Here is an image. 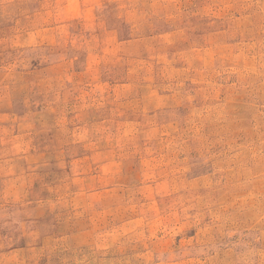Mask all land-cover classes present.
<instances>
[{
  "label": "rangeland",
  "instance_id": "rangeland-1",
  "mask_svg": "<svg viewBox=\"0 0 264 264\" xmlns=\"http://www.w3.org/2000/svg\"><path fill=\"white\" fill-rule=\"evenodd\" d=\"M0 264H264V0H0Z\"/></svg>",
  "mask_w": 264,
  "mask_h": 264
}]
</instances>
